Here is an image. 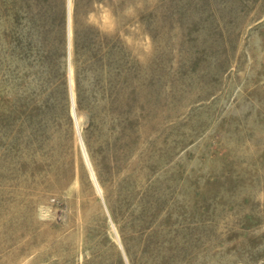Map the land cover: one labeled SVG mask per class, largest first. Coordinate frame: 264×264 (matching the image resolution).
<instances>
[{
	"label": "rangeland",
	"instance_id": "rangeland-1",
	"mask_svg": "<svg viewBox=\"0 0 264 264\" xmlns=\"http://www.w3.org/2000/svg\"><path fill=\"white\" fill-rule=\"evenodd\" d=\"M69 6L0 0V264H264V0Z\"/></svg>",
	"mask_w": 264,
	"mask_h": 264
},
{
	"label": "bare ground",
	"instance_id": "bare-ground-1",
	"mask_svg": "<svg viewBox=\"0 0 264 264\" xmlns=\"http://www.w3.org/2000/svg\"><path fill=\"white\" fill-rule=\"evenodd\" d=\"M72 7H71V0H70V6H69V36L71 37V33H72V31H71V11H72V9H71ZM71 55V54H70ZM74 100V99H73ZM75 106V105H74ZM74 112V111H73ZM73 114H75V113H73ZM81 136V135H80ZM81 142H82V148H83V151H84V155H85V159H86V161H87V163H88V165H89V167L91 166L90 165V163H89V161L90 160H88V155H87V153H86V151L87 150H85V146H84V141H82V138H81ZM90 170H92V168L90 167ZM94 171V170H93ZM92 173V172H91ZM92 177H94V174H93V176ZM96 177V176H95ZM94 177V178H95ZM97 180V179H96ZM96 182V181H95ZM97 183V182H96Z\"/></svg>",
	"mask_w": 264,
	"mask_h": 264
},
{
	"label": "clouds",
	"instance_id": "clouds-1",
	"mask_svg": "<svg viewBox=\"0 0 264 264\" xmlns=\"http://www.w3.org/2000/svg\"><path fill=\"white\" fill-rule=\"evenodd\" d=\"M128 43L131 44L132 41L131 40H128ZM150 49L149 48H145V52H148Z\"/></svg>",
	"mask_w": 264,
	"mask_h": 264
},
{
	"label": "water",
	"instance_id": "water-1",
	"mask_svg": "<svg viewBox=\"0 0 264 264\" xmlns=\"http://www.w3.org/2000/svg\"><path fill=\"white\" fill-rule=\"evenodd\" d=\"M91 172H92V170H91Z\"/></svg>",
	"mask_w": 264,
	"mask_h": 264
}]
</instances>
